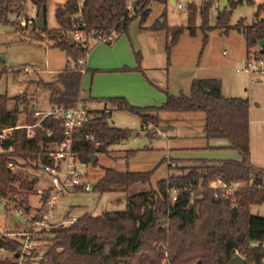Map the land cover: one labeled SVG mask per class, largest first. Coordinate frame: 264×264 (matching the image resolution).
Wrapping results in <instances>:
<instances>
[{"label": "trees", "instance_id": "16d2710c", "mask_svg": "<svg viewBox=\"0 0 264 264\" xmlns=\"http://www.w3.org/2000/svg\"><path fill=\"white\" fill-rule=\"evenodd\" d=\"M129 1L64 0L56 4L58 26L47 28L46 23V28L38 32L47 34L53 40L52 46L65 52L74 61V65H67L58 71L57 82L37 80L39 86L49 91L52 106L69 108L81 98L83 72L77 60L79 57L86 58L90 51L89 38L94 39L96 35L111 30L119 35L127 33L136 17L139 16L142 22L148 18L152 0H140L133 12L127 9ZM157 1L168 3V0ZM243 1L229 0V8L218 12L215 24L209 18L213 0L204 1L199 7L200 11L190 1V33L196 32L198 11L202 20L200 28L204 32L213 28L228 31L232 27L229 23L232 9ZM247 1L255 3V0ZM29 2L36 6L37 15L41 11L46 15L48 0H0V20L14 25L10 16L27 15ZM263 8L264 0L257 5L256 18L252 23L248 24L241 18L235 24L244 34L246 57L264 59V46L259 45L264 39V18H259ZM165 22L164 17L147 28L166 30V52L169 55L171 47L186 26H166ZM75 30H82L87 39L78 41L71 38ZM206 39L204 33L203 41ZM136 58V69L143 70L139 51L136 52ZM7 70L4 60L0 58V79ZM108 101L115 109H124L138 115L142 126L150 121L155 124L163 122L159 116L163 110L203 111L204 137L207 140L227 139L229 147L237 150L241 158L217 162L201 159L196 165L178 168L169 163L168 176L158 180L156 188L138 192L132 191V187L148 183L153 170L131 171L103 167V175L93 185V190L100 194L108 191L128 192L125 209L106 210L100 214L86 211L74 222L53 228L52 244L45 253L48 263L228 264L235 250H238L245 257L246 264L252 261L264 264V216L251 211L252 205L264 202V167H258L250 160L249 99L223 95L221 80L209 77L194 78L188 94L167 93L165 102L159 106H136L121 96L109 97ZM92 111L94 114L90 119L79 127L74 145L85 162H90V157L97 153H107L112 144L133 132L130 128L117 127L110 121L112 109ZM34 112L27 91L14 96L0 93V129L16 126L19 121L32 124L36 120ZM47 128L54 130L52 138L46 135ZM87 133H91L95 140L86 139ZM61 137V121L48 116L42 121L41 127L35 128L31 137L27 136L25 128L18 127L13 130L10 138H0V197L15 206L28 204L29 193L37 179L16 172L8 163L14 162L16 166L39 171L44 165L52 163V158L41 143ZM129 153L135 154L136 149H129ZM217 176L229 183L250 180L253 183L236 189L230 198H224L220 193L215 195L214 189L209 186ZM169 188L177 190L175 201L170 199ZM0 245L14 247L12 242L1 235Z\"/></svg>", "mask_w": 264, "mask_h": 264}, {"label": "rangeland", "instance_id": "374dc122", "mask_svg": "<svg viewBox=\"0 0 264 264\" xmlns=\"http://www.w3.org/2000/svg\"><path fill=\"white\" fill-rule=\"evenodd\" d=\"M57 1L61 0H48L47 28L58 26L55 17ZM204 1L206 0H194L193 2L199 10ZM182 2L184 7L180 9L171 3L152 0L150 3L151 12L145 21L142 22L138 16L129 25L127 33L120 35L114 33V40L111 43L97 40L93 43L102 44L103 48L106 49L118 40L121 43L124 40L129 43L132 41L141 55L140 49L143 48L146 54L156 53L158 55L162 52L164 58L168 60V72L164 68L146 71L148 78L155 85H149L142 90L137 89L140 92L132 94L134 99L139 103L159 106L165 102L168 92L175 95L188 94L191 80L194 77L215 75L223 80L227 93H245V95H250L254 99L264 100V78H260L259 74L255 72L249 73L237 70L243 67L247 51L244 34L235 27V24L241 18H244L248 24L252 23L256 18V6L263 0H255V3L244 0L234 7L229 21L232 27L228 31L223 28H213L204 32L200 28L202 20L199 10L195 20V34H191L188 29V3L190 1L182 0ZM226 7L229 8V0H213L209 11L212 24L216 23L218 12ZM163 11L165 12L164 15ZM21 16L34 17L35 25L33 27L24 25ZM21 16H10V21L14 25L3 23L0 20V55L5 56L4 63L8 69L0 79V93L14 96L27 91L30 104L35 110H49L52 107L49 101V91L39 86L36 83L37 80L57 82L59 69L65 68L67 65L73 66L74 61L71 58L68 59L65 52L53 47V40L47 34L38 32L36 28L38 15L34 4L29 2L27 4V15L21 14ZM164 17L166 18V26H186L177 42L171 47L169 55L166 52V30L152 31L147 28L154 21H161ZM259 18H264V8L260 10ZM204 33L207 35L205 42L203 41ZM89 40L91 42L94 39L89 38ZM223 51H226V54H223ZM25 66L30 68L28 73L23 72L21 69ZM138 71L143 72L142 70ZM91 74L90 71L87 75L90 78L85 84L87 91L90 88ZM140 77L137 75H121L113 77L112 80L117 84L123 81L138 83L143 81V77L141 79ZM98 81L96 78V86ZM87 95L89 96V94ZM108 98L104 99L108 100ZM89 101L90 104L88 105L91 106L94 103H100L102 99L97 98ZM10 105H13V101L10 102ZM159 116L165 119L166 123L168 122L167 119L172 117L173 120H170L171 126L167 128L164 122L155 124L150 121L147 128L144 129L138 115L124 109L113 108L110 121L117 127L130 128L133 132L137 131L138 133L135 136L131 134L112 144L107 153L96 154L97 162L88 164L86 181L89 183L90 190L67 192L65 202L59 206L57 211L58 215L63 216L68 210L78 217L86 211L100 214L106 210L125 209L128 192L108 191L100 194L93 190V185L103 175V167L131 171L153 170L148 183H140L132 187V191L138 192L156 188L157 181L168 176L170 162L176 168L198 164L194 161H185L184 158L190 159L202 155V153L195 150H201L199 147L207 142L203 131L204 112L163 110L159 112ZM165 131L166 136L163 135ZM218 140L228 142L227 139ZM169 146L173 147L172 150ZM129 149H136V153L131 155ZM128 155L130 157H127ZM14 170L22 172L25 176L39 172L22 166H15ZM37 184H44L43 177H39ZM29 202L33 207L37 206L39 204L38 195L31 193ZM251 211L254 214L264 216V202L260 205H252ZM19 220L20 217L13 209L5 212L4 205H0V232L12 230L11 228L16 222L21 224ZM43 244L45 243L43 242ZM163 246L165 245L163 244Z\"/></svg>", "mask_w": 264, "mask_h": 264}, {"label": "built area", "instance_id": "2783aa9c", "mask_svg": "<svg viewBox=\"0 0 264 264\" xmlns=\"http://www.w3.org/2000/svg\"><path fill=\"white\" fill-rule=\"evenodd\" d=\"M139 1L130 0L127 6L128 11L133 12ZM173 4L180 9L184 7L182 0H174ZM77 16H80V14H77ZM21 18L24 25L31 27L35 25L34 17L21 16ZM114 33L111 30L105 34H98L94 40L111 43L114 40ZM71 36L78 41L87 39L82 30H75ZM223 54H226V51H223ZM77 61L79 69L84 73L86 71L85 57H79ZM21 69L25 73L30 71L28 66ZM237 70L249 73L255 72L259 74L260 78H264V59L254 56L246 57L243 61V67ZM93 114L94 112L79 98L76 104L69 108H65L62 105H54L49 110H35L34 116L36 120L32 124L19 121L16 126L0 129L1 139L10 138L13 130L18 127L25 128L27 136L31 137L35 133V128L41 127L42 121L46 117L52 116L61 121L62 130L61 138L41 143L42 148L52 158V163L44 165L39 172L30 175L33 178L36 177L37 181L39 177H43L44 180V184L36 183L29 193V196L31 193L38 195L39 204L33 207L28 197V204L15 206L12 202L0 197V205H4L5 212L13 209L20 217L19 221L21 222V224L16 222L11 228L12 230L0 232V235L5 240L14 244L13 248L0 245V264H49L45 253L52 244L51 230L68 225L77 219L72 213L69 214V210L63 216H59L57 211L59 206L65 202L67 192L90 190L89 183L86 181L90 162H85L81 159L74 145L79 127L88 121ZM147 126L148 124L144 125L143 128L146 129ZM45 133L52 138L55 132L53 129L47 128ZM85 137L86 139L95 140L91 133L85 134ZM96 143L98 144L99 141H96ZM8 165L10 168L15 169L16 164L14 162H9ZM171 165L174 164L171 163ZM252 183L253 180L229 183L217 176L215 180L210 182L209 186L214 189L215 195L220 193L224 198H230L236 189L249 186ZM258 186L260 187L261 185ZM176 191L175 188L168 189L171 201L177 199ZM43 242L45 244L42 245ZM165 254H168L167 249ZM235 254L240 253L235 250ZM250 264H255V262L252 261Z\"/></svg>", "mask_w": 264, "mask_h": 264}, {"label": "crops", "instance_id": "0c3cea01", "mask_svg": "<svg viewBox=\"0 0 264 264\" xmlns=\"http://www.w3.org/2000/svg\"><path fill=\"white\" fill-rule=\"evenodd\" d=\"M63 1L64 0L57 1V3H61ZM256 10H257V6H256ZM152 31H156V30H152ZM94 41L95 40L91 41L90 51L88 52L85 58L86 71L83 73V77H82V84L80 91L81 100L84 103H86V105L91 110H108V109L113 110L114 108L113 105L108 100L104 99L112 96L125 97L133 105L136 104V105L155 106L149 103H139L136 99H134L133 97L134 95L132 94L139 93L140 90L145 89V87L149 85L152 84L155 85V83L148 78L147 76L148 73L146 71L157 70L158 68L160 69L164 68L168 72V60L164 58L162 52L158 53V55L156 53L146 54L143 48L140 49V51L142 52L141 66L143 69L142 70L143 72H140L136 69V66L138 65L136 58L137 50L135 44L132 43V41L129 43L126 40H124V42L121 43L118 40L114 45L106 49L103 48L104 46H102V44H96V43L93 44ZM68 59L70 58L68 57ZM126 67L129 69H125ZM60 70L61 69H59V71ZM90 71L92 73L91 83H90V88L87 91L85 89V84L86 81L88 82L90 79L87 76ZM121 75H137L138 77L141 76L140 79L143 77L142 78L143 81L138 83L123 81L117 84L112 80L113 77H119ZM209 77H216V76L204 75L201 77H194V78H209ZM96 78L97 80H99L97 86L95 85ZM216 78H219L221 80L223 95L241 96V97H247L249 99L250 101V110H249L250 160L254 165L258 167H264V100L261 99L260 101L259 99H254L250 97V95H245V93L244 94L227 93L224 88L223 80L220 77H216ZM87 94H89V96ZM97 98H101L102 101H100V103L101 102L103 103L102 104L94 103L91 106L88 105L90 104L89 100H95ZM167 120H168L167 123L165 122V119H163V122L167 125L168 128L171 126L170 120L173 119L171 117L170 119L168 118ZM137 133L138 132L136 131V134ZM163 135L166 136V131L164 132ZM218 139H223V138L207 140L205 145L199 147L201 150H195L197 152L202 153L201 156H194L191 157L190 159L184 158V160L191 162L194 161L198 163L199 160L201 159H207L212 162H217L225 159L238 160L241 158L237 150H233V148L229 147L228 142H225V140H218ZM169 147L170 150H172L173 147L171 146ZM170 153L171 152L169 151V154Z\"/></svg>", "mask_w": 264, "mask_h": 264}, {"label": "water", "instance_id": "95a60500", "mask_svg": "<svg viewBox=\"0 0 264 264\" xmlns=\"http://www.w3.org/2000/svg\"><path fill=\"white\" fill-rule=\"evenodd\" d=\"M174 0H169V3L173 4ZM36 27L38 30H43L46 28V15L44 11H41L37 17V23H36ZM71 38H73L71 36ZM260 46H264V39H262L259 43ZM0 58L4 60L5 56L4 55H0ZM132 135L135 136L136 132H132ZM97 161V156H91L90 157V163L91 164H95V162ZM36 177L33 178V180H35ZM243 238V234H240V239ZM107 252H109V248H107ZM196 264H201L200 262H197ZM228 264H246V259L245 257H243L240 254H235L230 261L228 262Z\"/></svg>", "mask_w": 264, "mask_h": 264}]
</instances>
